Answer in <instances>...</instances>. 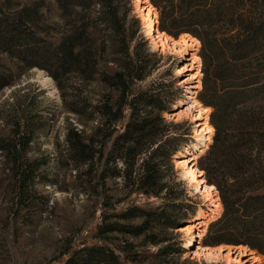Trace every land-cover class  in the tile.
<instances>
[{"label": "trees", "instance_id": "trees-1", "mask_svg": "<svg viewBox=\"0 0 264 264\" xmlns=\"http://www.w3.org/2000/svg\"><path fill=\"white\" fill-rule=\"evenodd\" d=\"M53 1L62 20L55 27L41 23L45 0L13 10L0 7V53L14 61L17 70L0 64V90L23 71H44L60 91L66 110L83 126L67 125L65 147L58 151L56 163L73 172L78 194L99 204V222L89 232L96 242L75 245L74 239L66 238L59 264H142L148 256L155 264H171V245L143 254L141 245L125 236L159 246L169 237L155 227L176 228L172 185L163 171L176 151V137L170 131L174 125L162 115L171 104L164 88L172 83L156 81L135 89L159 61L154 52L142 48L143 38L133 44L128 0ZM149 2L159 13L158 30L174 38L188 33L202 49L198 100L212 109L208 121L214 131L196 167L215 187L223 209L201 244L244 245L264 256V0ZM93 81L100 85L94 104L86 93ZM37 89L33 87L31 95L23 93L24 105H17L9 133L0 135L14 216L41 209L48 199L37 185L55 182L43 170L50 164L49 154L29 155L31 145L47 129L36 109ZM66 90H71L69 96ZM95 119V126L84 128ZM118 179L122 195L111 193L108 185ZM133 193L163 196L168 203L116 211L117 204ZM135 218L140 223H130Z\"/></svg>", "mask_w": 264, "mask_h": 264}, {"label": "rangeland", "instance_id": "rangeland-1", "mask_svg": "<svg viewBox=\"0 0 264 264\" xmlns=\"http://www.w3.org/2000/svg\"><path fill=\"white\" fill-rule=\"evenodd\" d=\"M33 1L35 0H0V7L6 10H13L29 5ZM44 4L46 7L40 10L42 13L41 23L51 27L62 25L60 10L57 4L53 0H45ZM125 8L127 24L132 25V30L134 31L133 44L137 43L140 38H143L142 41L145 43L142 48H146L148 52H154L159 61L151 71V74L143 82L135 85V89L142 90L148 86H153V83L156 81H165V83L170 81L172 83V86L164 88L167 93V99H171V104H169L168 110L164 111L162 115L166 122L174 125L170 131L176 137V151L170 155L164 164L163 171L165 180L172 185L175 226L177 227L188 222H195L196 224L201 222V220L205 222L201 227L195 228L192 236H189L193 242L188 247L181 246L183 236L176 232L177 228L166 230L155 227V231H158L161 236L165 235L169 237V240H165L159 246L151 244L148 241H141V237L132 238L125 236V238L133 243L140 244V250H142L143 254H154L160 246L166 244L171 245V248H169L171 249L169 253V261L171 264H260L259 259H264L263 255L257 254V258L252 257L254 254L248 255L246 252H238L239 249L231 244L228 248H230V255L234 256L235 262L226 261V259H222L221 257L206 259L203 255H194V252H196L195 244L198 242L197 240H193V236L196 239V232L207 233L210 223L218 218L213 219L212 214L216 212L215 210L220 204L221 212L223 209L218 192L216 194H218L217 203H219V206L215 207L214 205H210L209 207V202L200 198L199 192L188 184L187 179L182 174V170L176 167V162H178L176 159L181 156H189L188 158L192 159L193 164L196 166L198 158L208 148H200L203 145L201 140L196 141L199 143L197 147H190L183 154L178 153L183 143L194 140V129L197 126H204V116L200 117L194 124L190 122V115L194 112L193 108L186 111L187 107L190 106V95L193 94L194 98L199 101L198 96L202 88L203 80L202 63L197 69V72H201L197 82V78H191L185 84H180L182 80L187 78L184 76L196 72L195 65L190 64L191 53H195L201 57L202 49L201 46H197V48L191 47L180 55H174L168 49L152 46L146 38V32L140 20L139 12L136 11L132 0H128ZM155 12L157 14L155 17V25L157 26L159 23V13L157 10ZM132 19H135L137 22H133ZM0 64H3L12 71H17L15 62L3 53H0ZM177 66H181L179 68L187 67L176 75L174 72ZM38 72L37 68L23 71L16 77L12 85L0 90V135L9 133L11 126L8 122L11 118H16L15 114L18 112L17 105L19 103L22 106L24 105L23 93L31 95L33 93V87H38L37 90L40 93L37 104L38 108L36 107V109L44 117L47 129L31 145L29 155L49 154L50 164L43 170L49 173L50 177L55 179V182L45 186L37 185V188L43 194L47 195L48 199L41 209L30 212L23 210L19 212L20 214L18 216H14L13 214L16 213V210L11 203L12 194L9 187H7V180L3 172V159L0 156V264H59L62 261V257L59 255L60 250L66 238L74 239L73 244L75 245L83 242L85 244L96 242L89 237V232L99 222V204L94 206L93 200L87 199L81 193L78 194L76 185L74 184L73 172L69 167L61 168L56 163L59 155L58 151H63L65 147L64 136L67 125L72 123L82 129L83 126L77 123L74 114L66 110L60 91L56 88L55 83L52 82L50 85L48 83H42V75H46V73L44 71L41 73ZM182 77L184 79L180 80ZM195 85L197 87H194ZM99 86L97 82L93 81L86 88V93L89 95L88 98L93 104L98 99L97 93ZM69 91L71 90H66L68 96L70 95ZM178 96L181 97L183 102L178 103L176 108H172ZM96 120L86 122V127L84 128L91 129L95 126ZM207 124L206 121L205 126ZM212 136V133L208 134L209 139ZM201 173L203 174V172ZM108 185L112 187L113 192L111 193L118 192L120 193L119 195L123 194L124 188L121 179L110 182ZM164 203H168V201L163 196L154 197L141 193H133L117 204L116 211H123L135 205L148 209L154 208L157 205L163 206ZM200 207L207 209L204 214L198 212ZM209 208H212V210ZM140 221V218H135L130 223L137 224ZM214 230L212 229L211 232ZM220 245L222 247L226 246L223 243ZM172 246L180 250L176 252L175 249H172ZM147 259L142 264H155L151 260L152 256H148Z\"/></svg>", "mask_w": 264, "mask_h": 264}, {"label": "bare ground", "instance_id": "bare-ground-1", "mask_svg": "<svg viewBox=\"0 0 264 264\" xmlns=\"http://www.w3.org/2000/svg\"><path fill=\"white\" fill-rule=\"evenodd\" d=\"M134 7L136 8V11L139 12V17L140 20L144 26L145 32H146V38L150 41L151 45L157 48H162V49H168L170 50L169 52L174 55H180L186 50H188L191 47L197 48V46H200V41L188 34V33H181L179 34L176 38L167 35L165 32H162L158 30V28L155 25V17H156V10L153 7V5L149 2V0H132ZM191 60V65H195L196 67V72L194 74H188L186 79L184 77L180 78L182 80L180 84H185L186 81H188L191 78H197L196 82L199 80V76L201 75V72L198 71L197 69L199 68L201 64V58L196 55L195 53H191L190 56ZM181 66H177L175 69L176 71L174 74H178L184 70L186 67L179 68ZM38 73H41V70ZM190 76V77H189ZM42 83H48L49 85L52 84V80L50 77L47 75L43 74L42 75ZM190 86V84H188ZM187 86V87H189ZM194 87H197L195 85ZM54 90V89H53ZM190 98V106L187 107L186 111L189 109L193 108V113L190 115V122L191 123H196L197 120L204 116V126H197L194 129V134L193 138L194 140H191L190 142L183 143L181 146L180 151H178L179 154H183L186 150H189L190 147L195 148L199 145L198 142L196 141H201L203 142V145L200 147L201 149H204V147H208V143L211 142V139H209L208 134H213L214 128L213 126L209 123L208 121V116L209 112L211 111V108L208 106H203L199 101H197L193 94L189 96ZM183 100L181 97L177 98L176 103L173 104L172 108H176L178 106V103H182ZM207 121V125L205 126ZM196 139V140H195ZM189 156H181L180 158L176 159V167L180 168L182 170V174L184 175L185 179H187V182L190 186L195 188L197 192L200 194V198H202L205 201L209 202V207L210 205H214L215 207L219 206V203H217L218 200V194H216V189L212 184H207L203 177H202V171L199 170L192 162V159L188 158ZM221 204L220 206L215 210L212 214V218L216 219L218 215L220 214L221 210ZM212 210V208H209ZM205 210L207 209H202L200 207V210L198 209V212L201 214L205 213ZM218 210V211H217ZM212 219V220H213ZM205 223L203 220L201 222H198L195 224V222H188L182 225L177 226L176 232L180 233L181 236H183L182 239V247H188L189 245L192 244V239L189 238V236H192V233L194 232V229L197 227H201L202 224ZM206 234V233H205ZM204 233H198L196 232V239L197 244L196 245V252H194V255H203L204 258L206 259H216L221 257L222 259H226V261L235 262L234 256L230 255V248L229 245L223 246L222 245H217V246H206L201 244V239L205 235ZM239 249L238 252H246L248 255L249 254H254L252 257L257 258V254L253 251L250 250L247 246L244 245H236ZM260 264L264 262V259H259Z\"/></svg>", "mask_w": 264, "mask_h": 264}]
</instances>
